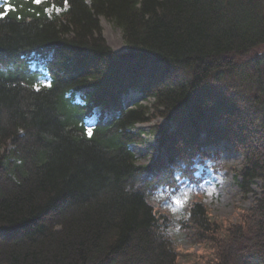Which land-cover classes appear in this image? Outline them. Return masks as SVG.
<instances>
[{
    "label": "trees",
    "instance_id": "1",
    "mask_svg": "<svg viewBox=\"0 0 264 264\" xmlns=\"http://www.w3.org/2000/svg\"><path fill=\"white\" fill-rule=\"evenodd\" d=\"M9 2L0 10V264H181L176 226L210 251L193 264H264V54L251 56L264 47V0ZM101 17L121 29L125 51L109 46ZM35 54L49 86L41 64L31 67ZM130 89L148 104L126 108ZM157 119L169 162L139 165L135 128ZM220 138L244 158L243 194L261 182L256 203L231 223L199 196L187 219L159 212L155 192L175 183L168 165L190 164L201 140Z\"/></svg>",
    "mask_w": 264,
    "mask_h": 264
},
{
    "label": "rangeland",
    "instance_id": "2",
    "mask_svg": "<svg viewBox=\"0 0 264 264\" xmlns=\"http://www.w3.org/2000/svg\"><path fill=\"white\" fill-rule=\"evenodd\" d=\"M9 1L0 0V10L8 11V6L11 8ZM48 12L50 14H60L62 10L50 8ZM100 21L103 35L109 46L118 52L125 51L126 45L121 29L104 17H101ZM262 54H264V47L258 48L251 56ZM34 57H37V60H32V68L35 69L38 64H41L40 69L44 70L40 78L41 84L49 86L50 76L45 66H43V59L38 58L36 55H33ZM83 95L84 93H81L76 96L77 103H83ZM122 101L126 108L133 107L137 103L148 104L144 100L143 94L136 89H130L123 96ZM99 111L100 108L95 110V121L93 117L86 122L89 134H91L96 124ZM162 122V119H157L149 124L138 125L135 128V131L142 132L143 138L142 142L131 146L139 165L147 166L169 162L170 156L167 148L163 146L159 137L152 130L153 125ZM219 140H216L217 143L210 145L201 140L199 148L201 152H197L198 154L190 164L179 159L175 161V164L168 165L175 183L173 186L168 184L160 186V189L155 192L151 202L158 211L160 210L159 212L170 213L175 221L182 218L187 219L186 205L199 196L200 200L207 205L212 218L231 223L237 220L241 209H248L256 203V200L261 196V182L259 181L253 187L254 193L245 196L239 187L240 178L237 173L244 158L225 139L220 138ZM169 235L179 252L181 264H193L198 256L208 258L210 251L200 245L187 243L188 241L184 238L178 226L169 231Z\"/></svg>",
    "mask_w": 264,
    "mask_h": 264
},
{
    "label": "bare ground",
    "instance_id": "3",
    "mask_svg": "<svg viewBox=\"0 0 264 264\" xmlns=\"http://www.w3.org/2000/svg\"><path fill=\"white\" fill-rule=\"evenodd\" d=\"M36 56H38V58H42L43 56H41V55H38V54H35ZM30 57H33V56H30ZM32 59H34V60H37V57H34V58H32ZM81 93H84V92H79V93H77V95H79V94H81ZM83 97H84V95H83ZM83 103H84V99H83ZM96 110V109H95ZM95 110H94V112H95ZM100 112V111H99ZM96 113V112H95ZM99 114V113H98ZM95 119H96V117H94L93 118V120L95 121ZM238 152V151H237ZM240 153V152H239ZM241 154V153H240Z\"/></svg>",
    "mask_w": 264,
    "mask_h": 264
},
{
    "label": "snow or ice",
    "instance_id": "4",
    "mask_svg": "<svg viewBox=\"0 0 264 264\" xmlns=\"http://www.w3.org/2000/svg\"><path fill=\"white\" fill-rule=\"evenodd\" d=\"M35 3L39 4V3H41V0H35ZM7 10H8V11H11L10 6H8ZM2 17H3V13L0 12V18H2Z\"/></svg>",
    "mask_w": 264,
    "mask_h": 264
}]
</instances>
